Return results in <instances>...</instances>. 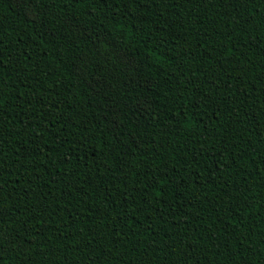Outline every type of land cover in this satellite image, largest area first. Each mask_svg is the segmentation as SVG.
<instances>
[{"label":"trees","instance_id":"obj_1","mask_svg":"<svg viewBox=\"0 0 264 264\" xmlns=\"http://www.w3.org/2000/svg\"><path fill=\"white\" fill-rule=\"evenodd\" d=\"M0 264H264V0H0Z\"/></svg>","mask_w":264,"mask_h":264}]
</instances>
